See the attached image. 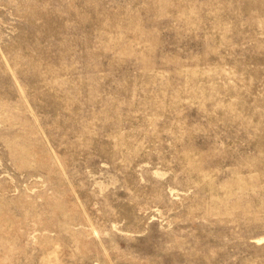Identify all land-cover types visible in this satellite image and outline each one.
Segmentation results:
<instances>
[{
  "label": "rangeland",
  "instance_id": "374dc122",
  "mask_svg": "<svg viewBox=\"0 0 264 264\" xmlns=\"http://www.w3.org/2000/svg\"><path fill=\"white\" fill-rule=\"evenodd\" d=\"M0 264H264V0H0Z\"/></svg>",
  "mask_w": 264,
  "mask_h": 264
}]
</instances>
